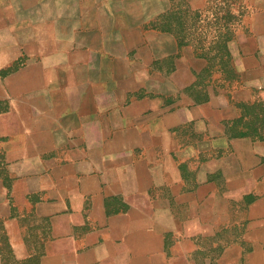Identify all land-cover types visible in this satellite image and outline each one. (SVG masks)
I'll return each instance as SVG.
<instances>
[{"label": "crops", "instance_id": "0c3cea01", "mask_svg": "<svg viewBox=\"0 0 264 264\" xmlns=\"http://www.w3.org/2000/svg\"><path fill=\"white\" fill-rule=\"evenodd\" d=\"M213 1L0 0V264H264V0Z\"/></svg>", "mask_w": 264, "mask_h": 264}, {"label": "rangeland", "instance_id": "374dc122", "mask_svg": "<svg viewBox=\"0 0 264 264\" xmlns=\"http://www.w3.org/2000/svg\"><path fill=\"white\" fill-rule=\"evenodd\" d=\"M221 7H219L218 5H217V2H215V0L213 1V3H212V5H211V10L212 11H216V10H218V9H220ZM226 237H224V239H225ZM207 249H208V251L209 252H211L210 254H213V255H216V254H218V252L220 251L219 250V248H216L215 247V244L213 243V242H211V241H208L207 242ZM222 253V252H221ZM220 253V254H221Z\"/></svg>", "mask_w": 264, "mask_h": 264}]
</instances>
